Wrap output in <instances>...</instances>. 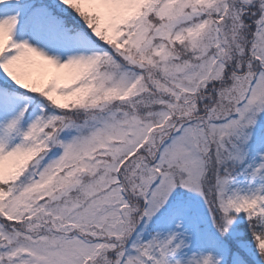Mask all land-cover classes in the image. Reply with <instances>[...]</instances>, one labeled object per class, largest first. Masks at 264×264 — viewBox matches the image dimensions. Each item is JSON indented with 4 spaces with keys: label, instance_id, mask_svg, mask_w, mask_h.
<instances>
[{
    "label": "snow or ice",
    "instance_id": "6c2138e0",
    "mask_svg": "<svg viewBox=\"0 0 264 264\" xmlns=\"http://www.w3.org/2000/svg\"><path fill=\"white\" fill-rule=\"evenodd\" d=\"M0 264H264V0H0Z\"/></svg>",
    "mask_w": 264,
    "mask_h": 264
}]
</instances>
